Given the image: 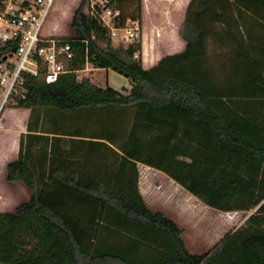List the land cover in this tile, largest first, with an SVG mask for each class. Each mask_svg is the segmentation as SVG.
<instances>
[{"label": "trees", "instance_id": "1", "mask_svg": "<svg viewBox=\"0 0 264 264\" xmlns=\"http://www.w3.org/2000/svg\"><path fill=\"white\" fill-rule=\"evenodd\" d=\"M108 4L121 10V23H141V0ZM69 24L78 40L67 66L121 70L128 87H101L74 71L52 82L23 73L26 94L14 107L30 110L28 131H37L42 109L87 110L95 137L112 146L90 142L87 158L72 161L54 137L20 136L5 179L20 181L30 197L0 211V263L264 264V77L235 66L229 49L242 41L262 72L264 0H189L180 37L205 55L198 71H187L188 82L145 78L141 37L103 46L108 35L83 13V1ZM137 163L211 208L253 212L208 251L191 253L177 223L146 204Z\"/></svg>", "mask_w": 264, "mask_h": 264}, {"label": "crops", "instance_id": "2", "mask_svg": "<svg viewBox=\"0 0 264 264\" xmlns=\"http://www.w3.org/2000/svg\"><path fill=\"white\" fill-rule=\"evenodd\" d=\"M74 2L73 7H71L69 22L78 4V0H74ZM188 2L189 0H141V69L144 77L153 84H159L166 78H175L188 82L187 71L196 72L201 66L205 55L204 51L198 46H187L180 37V27L184 20ZM70 5L63 2L60 14H65ZM56 27H58L57 22L54 23L52 28ZM54 34L61 35L58 32ZM229 49L231 61L235 66L246 71L257 81L261 77H264V69L262 72L259 71L254 59L248 53L242 41L238 39L231 41ZM97 70L99 68L92 71ZM17 108L20 111L19 115L12 113L15 117L9 116L10 121H12L10 123L8 118V123L17 129L16 135L11 138L9 137L8 140L7 138L0 137V144L6 147L5 151L1 150L3 160H0L4 176L6 175V164L17 156L20 136L27 132L43 134L48 136L49 139L52 137L56 138L61 147L62 154L64 156L68 155L72 161L78 158H87L90 142L102 141L112 146L104 139L95 137L97 128L95 125L96 118L93 113L87 110L63 113L55 109H42L40 110L37 131H28L26 124L30 110L22 107ZM137 165L139 171L138 186L142 194L141 182L148 174L147 169L157 172L161 171L142 163H137ZM142 167L144 169L143 173L141 172ZM5 182L14 184L20 188L26 198L25 201L29 199L30 193L20 181H7L5 179ZM6 193L10 197L6 203L0 202V211L3 212L7 211V204H10L14 198L12 197L14 196L13 191L8 190ZM11 210L12 208L8 211ZM234 229L228 231H233ZM225 233L203 252L211 249ZM184 244L189 251L185 241Z\"/></svg>", "mask_w": 264, "mask_h": 264}, {"label": "built area", "instance_id": "3", "mask_svg": "<svg viewBox=\"0 0 264 264\" xmlns=\"http://www.w3.org/2000/svg\"><path fill=\"white\" fill-rule=\"evenodd\" d=\"M83 13L97 20L106 31L109 42L103 46L127 42L137 37L140 22L125 18L121 23V10L108 4V0H83ZM54 0H0V111L5 106L14 107L18 97H24L23 73L42 74L46 82H52L60 74L96 69L87 61L82 69H70L67 63L74 56L72 36L45 34L43 27ZM73 29V28H72ZM91 38H95L94 35ZM87 45V39H80ZM5 59L2 60V57Z\"/></svg>", "mask_w": 264, "mask_h": 264}, {"label": "rangeland", "instance_id": "4", "mask_svg": "<svg viewBox=\"0 0 264 264\" xmlns=\"http://www.w3.org/2000/svg\"><path fill=\"white\" fill-rule=\"evenodd\" d=\"M82 1L83 0H78L77 6ZM63 2L71 5L69 9L65 11V14L61 15L60 10ZM74 3V0H54L52 9L45 21L43 32L45 34H54L55 32H58V34L63 36L74 35V30L69 24L71 7H73L72 5ZM83 4H85L84 1ZM133 7L134 6H130L129 11L133 10ZM56 22L58 27L53 29L52 27ZM140 32L141 31L138 32L137 37L130 41L122 42V44L138 39L141 35ZM117 44L119 43H115L114 46ZM79 74L81 76H87L90 80L94 83L96 82V84L101 87L108 85L121 91L129 85L126 77L112 69L99 68L97 71H91L88 73L80 72ZM206 78L208 79L209 84L213 85L212 79L209 77ZM2 93L3 89L0 90V99ZM12 113L19 115L20 111L17 107L10 106H5L0 111V137L7 138V140L9 137L11 138L16 135L17 131L16 128H13L12 125L9 124L12 122L10 121V117H15ZM5 149L6 147L0 144V160H3L1 150L5 151ZM147 170L148 174L141 182V192L146 204L150 209L163 212L166 216L170 217L177 223L182 229V238L184 239L187 248L192 253H202L226 231L240 226L246 217L253 212V210L248 212H225L216 210L205 205L165 174L151 169ZM141 172H144L143 167L141 168ZM8 190L13 191L14 196L12 197L14 198L10 204H7V211L11 208L13 210L15 206L25 201L26 198L20 188L14 184L5 182V176L0 162V202H8V198L10 197L6 193Z\"/></svg>", "mask_w": 264, "mask_h": 264}, {"label": "water", "instance_id": "5", "mask_svg": "<svg viewBox=\"0 0 264 264\" xmlns=\"http://www.w3.org/2000/svg\"><path fill=\"white\" fill-rule=\"evenodd\" d=\"M4 59H5V56L2 57V60H4ZM118 73L122 74L124 77L127 78V74L124 73V72H122L121 70H119ZM249 215H250V214H249Z\"/></svg>", "mask_w": 264, "mask_h": 264}]
</instances>
